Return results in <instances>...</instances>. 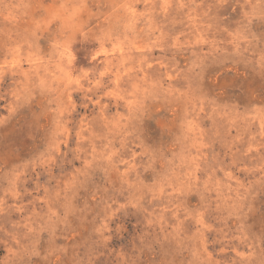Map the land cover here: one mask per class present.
<instances>
[{"label":"rangeland","instance_id":"1","mask_svg":"<svg viewBox=\"0 0 264 264\" xmlns=\"http://www.w3.org/2000/svg\"><path fill=\"white\" fill-rule=\"evenodd\" d=\"M0 264H264V0H0Z\"/></svg>","mask_w":264,"mask_h":264}]
</instances>
